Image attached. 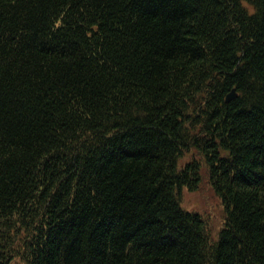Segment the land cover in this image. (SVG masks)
I'll return each mask as SVG.
<instances>
[{
    "label": "trees",
    "instance_id": "obj_1",
    "mask_svg": "<svg viewBox=\"0 0 264 264\" xmlns=\"http://www.w3.org/2000/svg\"><path fill=\"white\" fill-rule=\"evenodd\" d=\"M246 1L0 0V264H264ZM203 176L216 238L180 203Z\"/></svg>",
    "mask_w": 264,
    "mask_h": 264
},
{
    "label": "rangeland",
    "instance_id": "obj_2",
    "mask_svg": "<svg viewBox=\"0 0 264 264\" xmlns=\"http://www.w3.org/2000/svg\"><path fill=\"white\" fill-rule=\"evenodd\" d=\"M243 2L247 4L246 0ZM183 160L185 158L181 159ZM201 180L195 189L182 188L180 203L184 209L199 213L204 218L211 236L216 238L223 225L226 211L220 197L205 176Z\"/></svg>",
    "mask_w": 264,
    "mask_h": 264
},
{
    "label": "water",
    "instance_id": "obj_3",
    "mask_svg": "<svg viewBox=\"0 0 264 264\" xmlns=\"http://www.w3.org/2000/svg\"><path fill=\"white\" fill-rule=\"evenodd\" d=\"M235 96H236L235 89L232 88L231 91L227 93L226 98H225V101L228 102L231 99H233Z\"/></svg>",
    "mask_w": 264,
    "mask_h": 264
}]
</instances>
